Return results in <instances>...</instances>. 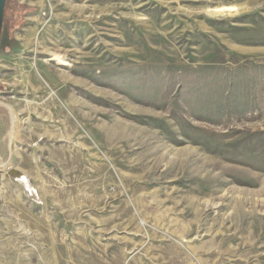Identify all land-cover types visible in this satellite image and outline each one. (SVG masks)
<instances>
[{
    "label": "rangeland",
    "instance_id": "rangeland-1",
    "mask_svg": "<svg viewBox=\"0 0 264 264\" xmlns=\"http://www.w3.org/2000/svg\"><path fill=\"white\" fill-rule=\"evenodd\" d=\"M253 134L264 0H7L0 264H264Z\"/></svg>",
    "mask_w": 264,
    "mask_h": 264
},
{
    "label": "trees",
    "instance_id": "trees-1",
    "mask_svg": "<svg viewBox=\"0 0 264 264\" xmlns=\"http://www.w3.org/2000/svg\"><path fill=\"white\" fill-rule=\"evenodd\" d=\"M6 3H7V0L5 1V5H6ZM5 5H4V8H5ZM27 10V8H25V7H21V6H18L17 7V10H14V16H13V18H14V21L15 22H18V21H21V16L24 14H22V11L24 12V11H26ZM21 11V12H20ZM4 12V11H3ZM22 14V15H21ZM8 42H10V41H12V40H7ZM13 42L15 43V49H13V50H17V48H18V44H17V42H15L14 40H13ZM11 49V48H10ZM256 136H258V137H260V136H264L263 134H253L251 137H249V139H247L246 140V142L248 143V145H249V147H252L251 148V150L252 151H254V150H256L257 149V147H258V145H256L255 143L256 142H254V140L255 139H253L252 137H254V138H256ZM254 143V144H253ZM241 144H244V142H241ZM253 144V145H252Z\"/></svg>",
    "mask_w": 264,
    "mask_h": 264
},
{
    "label": "bare ground",
    "instance_id": "bare-ground-1",
    "mask_svg": "<svg viewBox=\"0 0 264 264\" xmlns=\"http://www.w3.org/2000/svg\"><path fill=\"white\" fill-rule=\"evenodd\" d=\"M228 10H230L229 7H221V8H218V9L211 10V12L218 13V12H225V11H228ZM49 60L50 61H54V62H56L59 65H67V63L65 61H63L62 59H59V58L58 59H56V58H50Z\"/></svg>",
    "mask_w": 264,
    "mask_h": 264
},
{
    "label": "water",
    "instance_id": "water-1",
    "mask_svg": "<svg viewBox=\"0 0 264 264\" xmlns=\"http://www.w3.org/2000/svg\"><path fill=\"white\" fill-rule=\"evenodd\" d=\"M5 1L6 0H0V32H1V28H2V22H3V11H4ZM9 175L15 176V175H17V172L14 170H11L9 172Z\"/></svg>",
    "mask_w": 264,
    "mask_h": 264
},
{
    "label": "crops",
    "instance_id": "crops-1",
    "mask_svg": "<svg viewBox=\"0 0 264 264\" xmlns=\"http://www.w3.org/2000/svg\"><path fill=\"white\" fill-rule=\"evenodd\" d=\"M30 16V14H28Z\"/></svg>",
    "mask_w": 264,
    "mask_h": 264
}]
</instances>
